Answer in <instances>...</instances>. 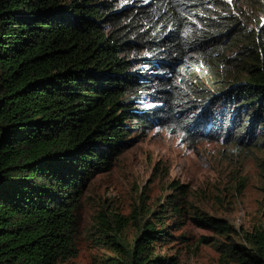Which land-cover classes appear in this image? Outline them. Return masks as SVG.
I'll use <instances>...</instances> for the list:
<instances>
[{
  "label": "trees",
  "instance_id": "trees-1",
  "mask_svg": "<svg viewBox=\"0 0 264 264\" xmlns=\"http://www.w3.org/2000/svg\"><path fill=\"white\" fill-rule=\"evenodd\" d=\"M137 1L0 0V264L76 254L83 178L110 166L135 123L264 148V23L252 29L248 11L236 3L231 12L228 0ZM141 92L161 104L134 108ZM191 96L202 99L194 116ZM244 185L237 179L236 191ZM170 186L162 202L128 216L101 208L92 233L113 253L105 264H179L155 244L185 237L174 232L188 222L216 234L200 240L218 264H264V226L237 229Z\"/></svg>",
  "mask_w": 264,
  "mask_h": 264
},
{
  "label": "rangeland",
  "instance_id": "rangeland-1",
  "mask_svg": "<svg viewBox=\"0 0 264 264\" xmlns=\"http://www.w3.org/2000/svg\"><path fill=\"white\" fill-rule=\"evenodd\" d=\"M141 1L146 4L149 0ZM228 1L233 6L231 12H235L236 3L248 11L246 25L252 29L259 24L258 19L264 23V0ZM114 2L120 8L138 1ZM250 2L253 3L251 7ZM144 52L142 50L140 53ZM150 67L143 66L152 73L156 72ZM232 76L228 72L223 74V83H227ZM132 98L134 108L143 111L161 104L160 100H152L146 92ZM200 100L191 96L187 110L191 111V115L200 112ZM135 125L129 135L131 142L112 160L110 166L83 178L76 210L79 221L77 251L74 256L57 264H105L103 257L113 253L95 242L96 235L92 233V223L101 208L107 206L128 216L140 204L154 207L173 191L171 182L188 188L190 200L208 213L226 217L237 229L264 226V148H238L228 144L223 136L214 138V130L213 136L190 139L182 129L164 126L159 120L144 126ZM233 130L229 127L228 135H234ZM241 144L244 145L243 142ZM241 178L245 185L241 191H236L235 181ZM134 228V224L129 225L126 234L131 236ZM178 233L185 237L157 243L155 252L175 254L179 264L219 263V253L209 243L200 240L202 235L215 237L212 230L188 222L174 235Z\"/></svg>",
  "mask_w": 264,
  "mask_h": 264
}]
</instances>
